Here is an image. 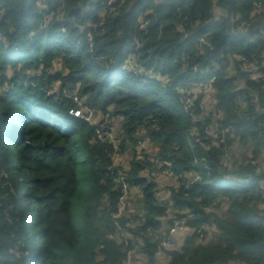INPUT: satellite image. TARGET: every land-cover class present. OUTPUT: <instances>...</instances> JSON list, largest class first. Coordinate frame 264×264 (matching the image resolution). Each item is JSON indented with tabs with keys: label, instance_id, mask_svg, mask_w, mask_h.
I'll list each match as a JSON object with an SVG mask.
<instances>
[{
	"label": "trees",
	"instance_id": "obj_1",
	"mask_svg": "<svg viewBox=\"0 0 264 264\" xmlns=\"http://www.w3.org/2000/svg\"><path fill=\"white\" fill-rule=\"evenodd\" d=\"M261 17L264 0H0V264H125L116 224L146 264H264ZM119 175L134 209L115 219ZM178 219L191 232L155 259Z\"/></svg>",
	"mask_w": 264,
	"mask_h": 264
},
{
	"label": "built area",
	"instance_id": "obj_2",
	"mask_svg": "<svg viewBox=\"0 0 264 264\" xmlns=\"http://www.w3.org/2000/svg\"><path fill=\"white\" fill-rule=\"evenodd\" d=\"M108 7H111V1H108L107 3ZM259 8V7H256ZM111 11V10H110ZM90 42V41H89ZM239 61L242 63L243 66L247 65V62H245L243 59H239ZM129 67V66H128ZM130 71L133 72L137 77L142 78H153L156 82H161L160 79L151 76L147 72L139 71L138 69H135L132 65H130ZM214 77H212L208 83L195 85L194 90L196 91V94H202L203 92H206V90L210 87V84L213 82ZM56 85H53L50 88V91H55ZM43 93H45V90H42ZM180 103L182 105L183 111L185 114H187L191 120L193 125H197L199 123H203V115H199L196 113L194 109V100L195 96L192 94L191 91H180ZM68 98H71L74 102L78 103L79 106H83L82 102H80L76 96H69ZM84 107V106H83ZM82 110H71L69 111V115L84 119L86 122L93 123L94 117L93 114L88 111L85 107ZM206 116V115H205ZM205 133H211V135L214 136L216 139H221V141H225L226 133L225 131H219V129L216 127V125H210L209 128L205 131ZM98 137L101 140H104L106 138L105 135L101 134L100 132H97ZM108 137V136H107ZM109 140H111V137H108ZM113 162L120 165H125L123 161V157H121L119 154L115 153V157L113 159ZM145 175L147 177L153 178L156 176L155 171H146ZM114 184L116 186V189L119 194V199L117 202V210L115 213V219L121 218L122 216H125L127 214H130L132 212L131 205H129L130 197H129V187L125 181V179L122 177V175H119V177L114 179ZM154 199L157 200L160 206H165V200L161 193L157 190L153 194ZM190 229L185 226V220L184 219H178L175 220L172 223V226L169 228L168 233L166 237L160 238L157 235H154V240L159 241V244L157 246L156 252H155V259H162L164 257L163 251H170L175 249L178 246L180 238L188 233ZM191 232V231H190ZM116 235L119 237V239L123 240L124 247H125V264H146L143 259L139 258L137 254H135V250L131 248V245H129V239L127 237L123 236L121 227L116 224Z\"/></svg>",
	"mask_w": 264,
	"mask_h": 264
},
{
	"label": "crops",
	"instance_id": "obj_3",
	"mask_svg": "<svg viewBox=\"0 0 264 264\" xmlns=\"http://www.w3.org/2000/svg\"><path fill=\"white\" fill-rule=\"evenodd\" d=\"M210 95H213V91L209 87L206 90V92L202 93V98H201V103H200L201 108L207 113L213 111V105H212ZM117 133H114V134H117ZM123 161L125 164H127V158L123 157ZM263 166H264V162L262 161V167ZM157 181H158V189L157 190L161 193L162 196H165V188H167L168 186H171L175 182L174 179L171 177V175L168 173H163V175L158 176ZM132 209H134L133 206H132Z\"/></svg>",
	"mask_w": 264,
	"mask_h": 264
},
{
	"label": "rangeland",
	"instance_id": "obj_4",
	"mask_svg": "<svg viewBox=\"0 0 264 264\" xmlns=\"http://www.w3.org/2000/svg\"><path fill=\"white\" fill-rule=\"evenodd\" d=\"M121 121H116L115 122V125L113 126V128H112V131L114 132V133H117L118 131H119V129H120V126H121Z\"/></svg>",
	"mask_w": 264,
	"mask_h": 264
},
{
	"label": "clouds",
	"instance_id": "obj_5",
	"mask_svg": "<svg viewBox=\"0 0 264 264\" xmlns=\"http://www.w3.org/2000/svg\"><path fill=\"white\" fill-rule=\"evenodd\" d=\"M237 8H239V6H237ZM237 15H239V12H237ZM261 19H264V17H261Z\"/></svg>",
	"mask_w": 264,
	"mask_h": 264
}]
</instances>
